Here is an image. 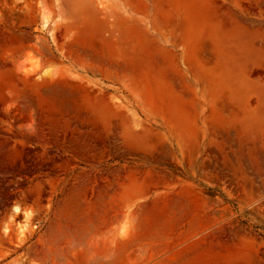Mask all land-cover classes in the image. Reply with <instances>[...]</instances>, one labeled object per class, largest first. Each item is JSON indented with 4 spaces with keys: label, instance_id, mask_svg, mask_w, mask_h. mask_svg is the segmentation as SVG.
Returning <instances> with one entry per match:
<instances>
[{
    "label": "rangeland",
    "instance_id": "obj_1",
    "mask_svg": "<svg viewBox=\"0 0 264 264\" xmlns=\"http://www.w3.org/2000/svg\"><path fill=\"white\" fill-rule=\"evenodd\" d=\"M193 191L264 264V0H0V264H106L129 206L158 229Z\"/></svg>",
    "mask_w": 264,
    "mask_h": 264
},
{
    "label": "crops",
    "instance_id": "obj_2",
    "mask_svg": "<svg viewBox=\"0 0 264 264\" xmlns=\"http://www.w3.org/2000/svg\"><path fill=\"white\" fill-rule=\"evenodd\" d=\"M166 181V180H163ZM163 181H155L156 184ZM189 187L180 190V194L185 195ZM199 198V209H191L189 200L183 196L182 208L178 209L175 214V220L172 225L151 228L145 224L141 225L139 217L149 211L151 202L158 201L155 197L150 201V197L139 199L127 209L128 220L118 225L115 230L105 231L102 236H111V241H101L99 245L103 251L110 250V255L104 256L106 264H134L135 260L145 262L150 258L151 246H158L159 264H229L231 254H237L240 246H250L247 252L254 255L252 241L247 237L234 231L230 225L216 224L215 218L219 217L214 211L204 209L206 200L202 194L193 191ZM97 194V198L92 203L82 197L71 195L69 200L61 199L58 203L54 201L53 212L56 215L65 213L70 219L76 218L77 212L87 211V204L100 209H105L111 202H116L117 209L123 203L121 197L112 199L104 192ZM161 196L157 195L159 198ZM161 198V197H160ZM68 204V208L62 212L61 204ZM131 207V208H130ZM136 207V209H135ZM135 209V210H134ZM136 214L134 215V213ZM136 216V220L134 219ZM131 217V222L129 221ZM56 223V222H55ZM99 248L98 246H96ZM84 249H89L88 247ZM251 264H260L252 256Z\"/></svg>",
    "mask_w": 264,
    "mask_h": 264
},
{
    "label": "flooded vegetation",
    "instance_id": "obj_3",
    "mask_svg": "<svg viewBox=\"0 0 264 264\" xmlns=\"http://www.w3.org/2000/svg\"><path fill=\"white\" fill-rule=\"evenodd\" d=\"M61 150H63V149H61ZM51 157H53L55 159L62 158L63 160H73V161H76V162L80 163V164L72 163L71 167L86 168L85 166H82L81 164H86V165L88 164V163H86V162L74 157L73 153L70 152L69 150L68 151L67 150L66 151L65 150L60 151V150H58L56 148H53V153L51 154Z\"/></svg>",
    "mask_w": 264,
    "mask_h": 264
},
{
    "label": "bare ground",
    "instance_id": "obj_4",
    "mask_svg": "<svg viewBox=\"0 0 264 264\" xmlns=\"http://www.w3.org/2000/svg\"><path fill=\"white\" fill-rule=\"evenodd\" d=\"M52 76V75H51ZM54 77V76H53ZM82 104H84V103H82ZM86 106V105H85Z\"/></svg>",
    "mask_w": 264,
    "mask_h": 264
}]
</instances>
